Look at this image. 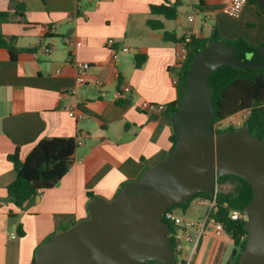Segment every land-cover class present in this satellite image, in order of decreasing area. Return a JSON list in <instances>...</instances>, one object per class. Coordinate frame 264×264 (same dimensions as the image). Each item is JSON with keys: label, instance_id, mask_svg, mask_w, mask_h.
I'll return each mask as SVG.
<instances>
[{"label": "crops", "instance_id": "obj_1", "mask_svg": "<svg viewBox=\"0 0 264 264\" xmlns=\"http://www.w3.org/2000/svg\"><path fill=\"white\" fill-rule=\"evenodd\" d=\"M165 1L17 0L16 10L0 0V11L10 12L9 20L0 23V34L14 38L18 48L36 49L19 53L14 61L0 47V201L16 178L9 155L18 152L24 160L44 138L82 142L67 174L33 202L22 209L0 202V264H33L50 236L89 217V193L112 201L124 184L169 152L173 130L165 114L151 116L138 104L176 101L173 77L187 37L207 39L218 31L225 41L243 38L264 45V16L249 1L238 18L225 14L227 0H181L175 20L152 15L150 6ZM149 19L163 21L164 29H151ZM164 32L176 41H165ZM111 38L129 53L113 59L107 44ZM137 56H145L141 67ZM78 62L89 64L82 84L77 82ZM124 86L132 94L121 100L117 93ZM213 207V202L196 198L184 213L174 211L197 225L187 230L195 242L185 243L184 264L231 263L234 243L209 218Z\"/></svg>", "mask_w": 264, "mask_h": 264}, {"label": "water", "instance_id": "obj_2", "mask_svg": "<svg viewBox=\"0 0 264 264\" xmlns=\"http://www.w3.org/2000/svg\"><path fill=\"white\" fill-rule=\"evenodd\" d=\"M256 2L264 11V0ZM257 52L261 60L243 61L225 40L197 52L185 96L171 116L173 149L140 178L124 184L112 201L93 199L89 218L50 236L37 250L34 264H174L164 213L200 192L215 194L218 178L225 175L241 177L254 189L245 210L248 238L237 264H264V140L253 136L248 124L215 131L209 83L225 65L263 69L264 45Z\"/></svg>", "mask_w": 264, "mask_h": 264}, {"label": "trees", "instance_id": "obj_3", "mask_svg": "<svg viewBox=\"0 0 264 264\" xmlns=\"http://www.w3.org/2000/svg\"><path fill=\"white\" fill-rule=\"evenodd\" d=\"M6 1L11 3V9L12 7L16 10L20 8L17 0ZM248 1L256 7L260 15L264 16V11L258 6L256 0ZM180 5L181 0H176L174 3L166 0L161 4H152L150 10L152 15L163 16L167 20H175L178 17ZM16 15L23 17L22 12L18 13L17 11ZM9 18L10 12L0 11V23L7 22ZM147 25L153 30L164 29L163 21L157 19H149ZM164 40L176 41L173 35L168 32H164ZM219 40L224 39L218 31H214L207 39L191 38L190 42L186 43L188 56L178 69L179 78L176 84L178 96L175 102L166 106L163 113L171 126V116L179 110L180 103L185 96L188 71L196 53ZM226 42L237 48L236 57L243 61L261 60L257 52L258 48L261 46L250 44L243 38ZM0 47L6 49L11 59L14 61L17 60L19 53L36 50L18 48L14 38L8 40L2 34H0ZM144 60L145 56H137L136 66L141 67ZM209 83L213 88L212 103L215 113L213 126L217 122H222L236 114L249 111L243 125L248 124L251 134L264 140V68L259 70H239L233 66L225 65L210 76ZM231 128L237 129L235 126L231 125L217 132ZM170 141L171 148L169 152L176 143V136L173 132L170 136ZM76 149L77 144L73 138L54 137L40 140L24 160L20 159L18 152L9 155L8 160L14 166L16 178L7 187L6 200L0 202L12 203L20 209L24 208L26 203L33 202L41 191L52 188L67 174L73 163V156ZM166 155H164V157H166ZM227 184H231L233 188L228 191L220 189V187ZM95 198L98 197L89 193L90 202ZM196 198H204L214 203L209 217L222 224L224 232L233 240L234 251L230 264H237L239 256L246 244L248 234L245 229L246 220H232L230 215L232 211L244 212L246 210L254 199L253 187L247 180L241 177L225 175L218 178L217 192L215 194L200 192L190 197L187 202L178 203L168 208L163 215V220L170 226L169 237L171 238L172 249L174 248L173 234L177 233L179 226L176 222L168 218V215L173 214L176 209L184 213L191 202ZM9 216L14 217L15 214L10 212ZM75 224L76 222L73 223L72 226ZM69 228L70 227H67L64 230ZM18 233L20 236L24 235L21 225L18 227ZM242 237H245V239L242 240ZM34 262L35 257L33 259V264ZM146 264H165V262L156 260L149 261ZM174 264H184V261L176 258Z\"/></svg>", "mask_w": 264, "mask_h": 264}, {"label": "built area", "instance_id": "obj_4", "mask_svg": "<svg viewBox=\"0 0 264 264\" xmlns=\"http://www.w3.org/2000/svg\"><path fill=\"white\" fill-rule=\"evenodd\" d=\"M78 2H81L82 0H77ZM248 3V0H227V3L224 7V12L226 15L232 17V18H238L242 11L244 6ZM202 15L204 16L205 19H209L210 18V13L209 12H202ZM191 21L193 20L192 18L190 19ZM191 38L187 37L185 39L184 42V47L182 49V63L185 62L187 56H188V49H187V45L186 43L190 42ZM64 42L66 44L70 43L69 38H65ZM108 46L111 48L112 51V55H113V59H118L119 55L122 53H129L130 49L128 47L125 46H116L115 44V40L114 39H109L107 42ZM45 52L48 54H51L53 52L52 48H46ZM76 69L78 70V75H77V82L78 83H84L85 82V72L86 70L89 68V64L85 63V62H78L75 64ZM178 71L177 73H175L174 77H173V83L176 85L178 83ZM118 97L119 99H125L127 98V96H129L130 94H132V88L130 86H124L120 91H118ZM138 109L141 112H144L146 114H149L151 116L156 115V114H163L166 106L162 105V104H158L155 102H151V101H147V100H143L140 101L138 104ZM242 114V116H245V118L248 116L249 111H245ZM70 116H74L73 111L71 110V112L69 113ZM223 123L222 122H217L214 125V129L215 131H219L224 129L223 128ZM239 123V122H237ZM77 146L81 145L82 142H76ZM232 220H239V219H244L247 220V214L246 212H238V211H232L231 215H230ZM168 218H170L172 221L176 222V224L179 226V229L177 231L176 234H173V241H174V252H175V256L176 258H179L180 260H182V256L181 253L184 249V245L185 243H194L195 239L194 237L187 231L190 228H194L196 227V223L195 222H191V221H182L178 216H176L174 213L173 214H169ZM210 218V217H209ZM211 221L214 222L216 228L220 231H224L222 224L216 222L214 219L210 218ZM245 237H242V240H244ZM247 240V238H246Z\"/></svg>", "mask_w": 264, "mask_h": 264}, {"label": "rangeland", "instance_id": "obj_5", "mask_svg": "<svg viewBox=\"0 0 264 264\" xmlns=\"http://www.w3.org/2000/svg\"><path fill=\"white\" fill-rule=\"evenodd\" d=\"M228 16V15H227ZM230 17V16H229ZM232 18V17H231ZM245 120V116H242V114L238 115V116H235L233 117V119H228L226 120L224 123H223V128H227L229 126H235L236 128H240L242 125H243V122ZM239 122V123H237ZM233 188V186L231 184H227V185H224V187H220V189H223V190H231ZM176 212L178 214L179 213V209H176Z\"/></svg>", "mask_w": 264, "mask_h": 264}]
</instances>
